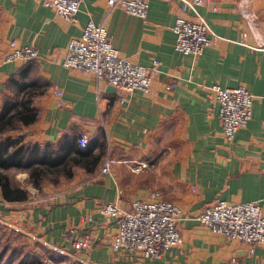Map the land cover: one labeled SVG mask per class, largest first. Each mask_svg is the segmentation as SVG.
<instances>
[{
	"label": "crops",
	"instance_id": "obj_1",
	"mask_svg": "<svg viewBox=\"0 0 264 264\" xmlns=\"http://www.w3.org/2000/svg\"><path fill=\"white\" fill-rule=\"evenodd\" d=\"M46 1L0 0V101L14 94L10 81L25 72L35 86L32 105L38 115L12 136L45 147L65 135L77 141L85 135L93 146L90 157L101 155L89 171L74 167V186L49 202L29 198L12 204L0 196V221L67 250L87 235L93 244L89 260L98 264H264V243L250 253L192 220L216 199L257 202L264 212V0L247 5L246 0H204L198 13L221 40L199 57L174 51L172 28L185 12L177 0H149L143 21L118 9L108 16L107 0H83L76 25L55 16ZM245 12L256 17L252 30ZM88 22L104 24L111 46L125 59L148 68L152 60L159 63L148 93L125 96L61 65L68 42ZM13 42L34 46L38 59L2 64ZM213 85L244 87L254 98L247 127L228 143L214 96L206 92ZM167 86L175 88L166 91ZM105 157L119 163L101 175ZM139 164L145 168L136 174ZM156 193L184 213L177 225L182 247L167 251L161 261L114 252V221L97 215L98 206L116 203L130 211L132 202H148Z\"/></svg>",
	"mask_w": 264,
	"mask_h": 264
},
{
	"label": "built area",
	"instance_id": "obj_2",
	"mask_svg": "<svg viewBox=\"0 0 264 264\" xmlns=\"http://www.w3.org/2000/svg\"><path fill=\"white\" fill-rule=\"evenodd\" d=\"M149 0H107V15L114 9L140 20H146ZM185 12L176 18L172 28L174 51L183 56L199 57L215 41L221 40L210 29L204 18L198 13V7L204 0H177ZM83 0H47L45 6L55 16L64 19L70 25H76L78 12ZM251 0H246V5ZM248 28H254L256 17L252 12L243 15ZM78 38L71 39L63 57L62 66L72 72L89 74L95 80L113 87L129 96L135 92L148 93L153 84V75L157 73L159 63L152 60L151 67H143L125 59L111 46L108 31L104 24L88 22ZM38 49L34 46H18L10 43L8 52L3 56L2 64H27L38 59ZM175 86H167L166 91ZM213 95L217 105V118L225 142H230L252 118L253 96L243 87L222 89L217 85L207 89ZM60 97V93L56 92ZM63 105V103H60ZM88 138L81 135L77 141L80 149H85ZM119 162L115 158L102 160L100 174L107 175ZM145 168L137 165L133 172L138 174ZM97 215L114 221L116 233L112 240V250L135 255L142 260L161 261L167 251L179 249L183 242L178 231V223L184 219V213L173 203L162 201L160 194H152L148 202L134 201L130 211H124L117 204H100ZM192 220L201 225L212 236L226 241H238L252 253L264 243V212L257 202L227 203L216 199L212 204L197 213ZM90 221V220H89ZM0 224L11 228L3 220ZM39 240L38 237H32ZM61 251L79 264H98L89 260L93 249L87 235L72 243V249Z\"/></svg>",
	"mask_w": 264,
	"mask_h": 264
},
{
	"label": "trees",
	"instance_id": "obj_3",
	"mask_svg": "<svg viewBox=\"0 0 264 264\" xmlns=\"http://www.w3.org/2000/svg\"><path fill=\"white\" fill-rule=\"evenodd\" d=\"M10 83L16 91L0 101V196L8 203L28 201V193L18 184H13L4 172H22L32 187L40 189L47 176L72 178L74 167L90 170L100 157H90L93 146L80 149L73 136L65 135L55 145L40 147L38 144L24 143L21 136H12L22 127L31 126L37 119L33 107L34 84L26 81L25 72ZM55 182L57 180L55 179Z\"/></svg>",
	"mask_w": 264,
	"mask_h": 264
},
{
	"label": "rangeland",
	"instance_id": "obj_4",
	"mask_svg": "<svg viewBox=\"0 0 264 264\" xmlns=\"http://www.w3.org/2000/svg\"><path fill=\"white\" fill-rule=\"evenodd\" d=\"M13 184L25 189L28 197L36 201L49 202L50 197L71 189L72 178L47 176L40 189L32 187L27 175L22 172H4ZM24 176V177H23ZM20 178L21 182L17 181ZM25 178V179H24ZM55 179L57 182H55ZM30 191V192H29ZM0 264H79L61 251L49 247L27 233L0 224Z\"/></svg>",
	"mask_w": 264,
	"mask_h": 264
}]
</instances>
